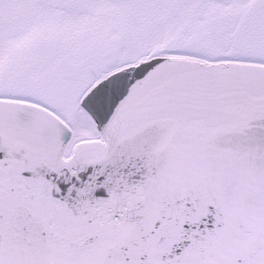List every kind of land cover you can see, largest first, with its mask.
Returning a JSON list of instances; mask_svg holds the SVG:
<instances>
[{
  "label": "snow or ice",
  "instance_id": "snow-or-ice-1",
  "mask_svg": "<svg viewBox=\"0 0 264 264\" xmlns=\"http://www.w3.org/2000/svg\"><path fill=\"white\" fill-rule=\"evenodd\" d=\"M0 264H264V0H0Z\"/></svg>",
  "mask_w": 264,
  "mask_h": 264
}]
</instances>
